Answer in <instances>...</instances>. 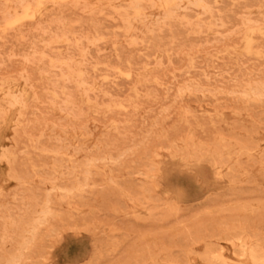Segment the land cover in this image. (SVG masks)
Instances as JSON below:
<instances>
[{
  "label": "rangeland",
  "instance_id": "rangeland-1",
  "mask_svg": "<svg viewBox=\"0 0 264 264\" xmlns=\"http://www.w3.org/2000/svg\"><path fill=\"white\" fill-rule=\"evenodd\" d=\"M262 263L264 0H0V264Z\"/></svg>",
  "mask_w": 264,
  "mask_h": 264
},
{
  "label": "bare ground",
  "instance_id": "bare-ground-1",
  "mask_svg": "<svg viewBox=\"0 0 264 264\" xmlns=\"http://www.w3.org/2000/svg\"><path fill=\"white\" fill-rule=\"evenodd\" d=\"M25 11H26V9H25ZM16 12H17V11H16ZM28 12H29V11H28ZM25 19H26V18H25ZM16 23H17V22H16ZM6 26H7V25H6ZM11 26H12V25H11ZM130 78H131V77H130ZM239 253H240V252H239ZM248 253L250 254V251H249ZM239 256H241V255H239ZM251 256H252V255H251ZM255 256H256V255H255ZM249 257H250V256H249ZM262 257H263V256H262ZM240 258H241V257H240ZM257 258L260 259V257H257ZM250 259H251V258H250ZM257 260H258V259H257ZM257 260H256V261H257ZM254 261H255V260H254ZM254 261H253V262H254ZM261 261H262V259H261ZM257 262H259V260H258ZM262 264H263V263H262Z\"/></svg>",
  "mask_w": 264,
  "mask_h": 264
}]
</instances>
